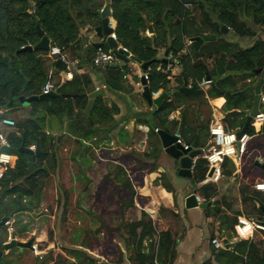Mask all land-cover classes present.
<instances>
[{"label":"trees","instance_id":"1","mask_svg":"<svg viewBox=\"0 0 264 264\" xmlns=\"http://www.w3.org/2000/svg\"><path fill=\"white\" fill-rule=\"evenodd\" d=\"M107 0H0V111L5 117L20 113L15 119V126L4 135L11 148L18 149L23 143L25 148L36 144L44 156H34L27 152L15 155L0 180V191L6 189L0 198V219L7 217L17 207L25 208L14 216L30 215L42 202V194L50 177L59 170L58 146L71 142L90 157V145H97L108 139L116 127L115 116L118 108L108 106L102 93H94L89 74H77L86 68L96 75L105 89L117 93L123 89V76L126 65L109 66L104 69L92 64L96 48L89 44L83 48L81 35L92 32L101 24L100 11ZM111 16L115 22L114 37L119 46L129 52L141 63L151 62L148 67L147 87L150 93L167 87L168 98L160 109L153 108L144 114L135 115L141 125L148 128L147 143L150 149L143 154L152 164L143 162L131 171L152 173L157 169L161 149L154 130L173 135L178 132L180 139L187 145L202 150L209 139L211 109L207 99L223 97L225 104L223 123L229 132L240 130L244 126V110L252 106L249 92H239L237 80L245 79L264 68V40L256 41L251 47L229 52L232 44L222 40L221 26L238 37H253L254 31L246 20L258 28L264 27V0H193L186 6L180 0H108ZM36 26L43 33L50 47H57L61 52H68L77 60L76 69H68L61 61L52 63L48 51H23L26 46L34 47L41 38ZM152 34L147 35L148 28ZM201 35L215 36L214 41L192 40ZM191 40L189 46L186 41ZM107 51L103 42L100 47ZM166 49L170 60L179 67V73L173 76L174 86L170 89L172 78L170 69L161 62ZM62 72L66 80L56 81L57 96L47 100L33 99L28 108L23 109L20 98L38 97L48 81V71ZM186 78L199 90V83L206 78L210 84L204 92L184 95L178 91L182 79ZM264 93V86L262 88ZM91 94V95H90ZM68 95L69 97H64ZM179 110L176 119H170ZM264 112V108L262 109ZM54 123V124H52ZM244 133L251 137L264 135V121L258 134L253 127L247 126ZM257 142L256 138L253 143ZM84 143H88L85 146ZM253 145L241 158L243 174L247 181L240 189L243 210L225 217L224 224L233 232L238 216H245L255 222L264 223V192L253 189L256 182L264 179V169L255 165ZM258 149H262L259 145ZM82 152L71 154L81 157ZM85 157V156H84ZM83 158L88 161L89 158ZM81 159L78 163L81 164ZM117 161H124L119 157ZM139 160H137L138 162ZM81 167H87L80 165ZM207 162L197 158L193 169L191 183L204 202H211L217 197V188L213 183H203L207 175ZM233 164L225 160L221 174L229 176ZM165 178V177H164ZM143 176H137L139 186ZM163 179V177H162ZM160 180L163 188L173 193L167 183ZM102 187L111 185L117 195V204L121 209L133 208L136 192L121 165L113 166L106 174ZM155 185H159L156 181ZM216 201L204 209L214 214L221 211L214 208ZM27 212L28 214H24ZM13 222L15 237L31 232L27 223ZM120 239L127 260L130 264H174L176 246L181 237H176L169 230L158 232L150 216L140 212L137 219L124 222L121 226ZM3 228L4 230H1ZM264 235V234H263ZM5 226H0V264H8L10 253L4 255L3 244L6 242ZM89 249L86 241L80 245ZM83 249H65L66 256H58L65 264H96V259ZM120 247L116 250V262L122 261ZM217 264H264V237L255 240L237 242L230 250H215ZM105 264V263H101ZM204 264H213L206 261ZM215 264V263H214Z\"/></svg>","mask_w":264,"mask_h":264},{"label":"rangeland","instance_id":"2","mask_svg":"<svg viewBox=\"0 0 264 264\" xmlns=\"http://www.w3.org/2000/svg\"><path fill=\"white\" fill-rule=\"evenodd\" d=\"M87 34L90 35L91 32ZM147 35L150 34L147 33ZM95 37L99 40L97 36ZM135 141L137 144L135 143L134 146L123 150L118 148L115 150H102L99 153L101 160L96 158V162L89 167L58 164L59 170L50 177L43 190L42 205L30 215L13 216L11 218L14 219L13 222H17V225L19 223L18 220L21 222L19 225H22V222L27 223L31 230V232L22 235L20 238L16 236V240L23 239V242H26L33 238V243L36 244L37 250L41 252L42 257L35 256L28 249L20 251L15 247L14 249L12 248L8 264H65L58 256L73 262L69 256H66L64 250L69 248L83 249L80 247L83 241H86L87 245H89V249L83 250L96 259V264H111L113 260L118 259L116 257L117 248H123L120 239L122 224L138 218L141 210L150 216L158 231L161 230L160 222H162L164 228H167L176 237H181L182 230L179 229L177 233L173 231V227L176 226L178 228L177 225L179 226L180 223L178 213L175 214L177 212L175 199H178V194L173 192V205H170L169 209L165 208V200L161 195L159 196L158 193H155V180L152 181L154 174L162 178L163 174L160 169H163L167 173V178L163 177L162 182L167 183L169 181L171 183V176L175 175L176 164L174 161H170L167 155L161 153L156 161L157 169L152 172L154 174L148 173L147 170L132 172L131 170L138 164L143 162L152 164L153 162V160L143 158V154L148 151L147 147L149 146H147V142L145 143L144 136H137ZM121 155H124L125 161H127L124 168L138 197L137 199L136 197L134 198L133 208L121 209L120 204L116 203L117 195L112 186L102 187L106 174L113 168L110 160L116 159ZM93 157H95L94 153ZM137 160L139 161L137 162ZM140 175L143 176L141 186H139L137 181V176ZM147 175L150 176L147 177L149 180L146 184L144 178ZM174 179L177 192L187 195L195 190L194 185L187 178L176 176ZM160 185L161 183L159 182ZM220 185H216L218 187L216 202L219 207L221 206V208L225 209L227 202L232 203L233 207H235L236 199L234 196H230L229 188ZM198 211L193 209L186 212L182 208L180 214L181 216L186 214L191 218L194 214H198ZM209 215L212 216L209 224H216L217 218L212 210H210ZM199 221L202 223L203 219ZM182 222L185 225L188 223L184 217ZM13 228L15 229L14 225ZM1 230L4 229L1 228ZM213 237L216 236L211 233L208 236V241L213 239ZM221 237L231 240L232 235L227 230H224L221 233ZM10 251H4V255L9 254Z\"/></svg>","mask_w":264,"mask_h":264},{"label":"crops","instance_id":"3","mask_svg":"<svg viewBox=\"0 0 264 264\" xmlns=\"http://www.w3.org/2000/svg\"><path fill=\"white\" fill-rule=\"evenodd\" d=\"M189 5H186V6H189ZM246 22H247L248 26H250L255 33V35L253 37H238L235 34L231 33L229 31V29H228L227 33H223L222 40L232 44V47L229 49V52L233 53L234 51L236 52L238 49L249 48L256 41L264 40V27L258 28V27L253 26L250 23V21L246 20ZM91 33H94V35L97 36L95 34L94 30ZM88 36H89V34L81 35L82 42H83V48L87 47L89 44L95 45V44H99V43L104 42V39L98 38L99 40H97L95 36L91 40H89ZM115 41H116V39H115ZM189 42L191 43V40L186 41L187 46L190 45ZM117 45H118V43H117ZM118 47H121V46L118 45ZM108 51L112 52V50L109 48L105 52H108ZM62 54L73 64V67H71V68L67 67V68L72 69V70L76 69L77 60H73L70 57L68 52H62ZM47 58L52 63L59 61V60H57L56 57H49L48 54H47ZM123 65H126V70L124 71V76H123V89L121 91H118L117 93H112V92L107 91L105 89V87L101 84L100 79L96 75L90 74L86 68L79 69L77 71V74H89L91 81H92V84H93V88H94L93 91L91 92V94L102 93L103 99L105 100V103L108 106L114 105L118 108L119 113H118V115H116L114 117L116 122H117V127L110 134H108V139H105L102 143H99L97 145H90L91 146L90 157L86 156L82 149H80L78 146L74 145L71 142H66V143L60 144L58 146V149H57V154H58V158H59L58 164H60V165L68 164L70 166L83 165V166L89 167V166H92L96 162V158L100 159L99 153L102 152V150H106V149L115 150L117 148L120 150H123L126 148H130L131 146H134V144L136 143L135 138H137V136L138 137L144 136L145 143L147 142L148 128L146 126L141 125L138 121H136L137 119L135 118V115L137 116L138 114L147 113L155 107L149 106L148 103L146 102V100L141 95L142 87L140 85V74L142 73V71L140 70L139 65L136 64L135 62H131V61L128 63H121L117 60L115 62L114 66L122 67ZM98 68H100V67H98ZM167 68L170 69V72L172 75V78L170 79V84H169V88L171 89L175 85L173 82V76L177 75L180 70H179V67H177L175 65H172V66L168 65ZM101 69H104V68H101ZM260 72H261V70L256 71L252 75H247L245 79L236 81V86L238 88H240L239 92H242V93L249 92L250 93V95L252 96V104H253V96H254L253 88L260 78ZM65 80H66V78H65L64 73L56 72L53 69H50L48 71V81L47 82H51L54 85V87H55L56 81H60L61 83H63ZM206 80H209V79L206 78ZM206 80H203L201 83H199V88H200L199 91L202 90L205 92L208 89V86L210 83L203 85V82ZM188 83H189V85H191L190 82H188ZM263 86H264V84H263ZM263 86L260 89V95H264V93L262 92ZM247 87L251 88V90L250 91H243ZM55 92H56V88H55ZM162 92H163L162 90H159L156 93H151V98H155L156 96H158ZM29 102L22 103V101L20 100V104H21L23 109L28 108ZM207 102H208V105L211 109V120H210L209 126L213 122H220L225 128V124L223 123V118L225 116V113L222 110L223 106L225 104V99L223 97H217L214 99H207ZM251 108H252V106H251ZM260 108L263 109L264 107H260ZM178 115H179V110L172 113L170 116V119H176L178 117ZM19 117H20V113H17V114H14L8 118L15 120V119H18ZM245 120H246V117H245ZM52 124H54V123H52ZM249 126H250V123H249ZM261 126H262V124H259V125L255 124L254 125L253 129H254L255 134H258V132L261 129ZM10 130H11V128L3 127L2 128V134L6 135ZM240 130H238V131H240ZM238 131L236 130V132H238ZM233 132H235V131H233ZM255 138H256L258 143H256V142L253 143V140H255ZM182 143L185 144L183 141H182ZM84 144H85V146L88 145V143H84ZM146 144L148 146V143H146ZM159 145H160V143H159ZM206 145H207V142H206ZM248 145L249 146L253 145V147H254L253 152L256 153V155L254 156V160L257 157L264 158V135L260 134V135H256L255 137H251V139L248 142ZM259 145L262 146L261 150L258 149ZM109 147H111V148H109ZM147 149L149 150L150 147L148 146ZM160 149H161V153H164L161 147H160ZM73 152H75L77 154H78V152H82L81 157H79L78 155H75L73 158H71V154ZM93 153H94L95 157H93ZM121 156L124 159L123 162L117 161V159L119 157H117L116 159L110 160V162L113 164V166L121 165L124 168V165H125V163H127V161H125L124 155H121ZM86 157L89 158L88 161L83 160V158H86ZM78 159H81L80 160L81 164L78 163ZM170 161H174V160L170 158ZM174 163L176 164L175 175L171 176L172 177L171 183L168 181L167 184H168V186L171 187L173 192H176V194H178V199L177 200L175 199L176 205H177V207H176L177 212H175V214L178 213L180 223H179V226L177 225L178 228H176V226L173 227V231L175 233H177V231L179 229L183 231L181 238L177 242L176 259L174 261V264H204L206 261H211L213 264L214 263L217 264L215 262V257H214L215 250L210 245V241H208V236L211 235V233H214V235L216 237H213V238L220 239L224 246H226L229 243L234 242L233 241V232L230 231L228 226L224 224V220L222 219V217L225 216V217L231 218V217H233L234 213L243 210V206H242L241 200H240L239 189L247 181L246 172H245V174H243L244 172L242 171V165L240 163V165H238V166H233L234 170L231 173V175L223 176L221 174V177L219 178V180L217 182H211V181L205 180L203 183H200L198 185V186H201V185L206 184V183H213L215 185L221 184L220 186H227L229 188L230 196L232 195L236 199V206L235 207H233V204L232 203L230 204L229 202H227V204H225V207H226L225 209L221 208V206L219 207V204L214 205V208H218L221 212L217 215L214 214L215 217L217 218L216 222H215L216 224L210 225L209 223L212 220V216L209 215L210 211L208 213H205L204 210H201L198 208L187 209L185 207V199L194 192H195V196L200 199L201 203L204 201L202 200L200 195L196 192V190H194L191 194H187V195H185V194L183 195L182 192L179 193L176 191V186H175L176 181L174 178L176 176L177 177H179V176L177 175L178 163L176 161H174ZM256 164L257 163H255V165ZM257 167H259V166H257ZM160 170H161L160 172L163 174L162 177L167 178V173L163 169H160ZM152 174H154V173H152ZM149 176L150 175H147L145 177L146 179L144 178V181H146V184H147V181L149 180V178H147V177H149ZM153 177L154 178L152 181L155 180V182L156 181L160 182V180L162 179L161 177H159L156 174H154ZM188 180H190V179H188ZM261 181H264V179H262ZM155 188H156L155 193H158L159 196L161 195V197H163V199L165 200L164 207L169 209L170 205L171 206L173 205L172 196L174 193L167 192L163 188L162 185H160V186L156 185ZM216 188L218 189V187H216ZM261 193H263V192H261ZM150 195H151V193H150ZM42 196H43V194H42ZM216 198L213 199L211 202H209L208 206L212 205V203L217 201ZM42 202H43V199H42ZM42 202H41V205H42ZM182 208L185 209L186 212H188L189 210H193V209H197V211L198 210L199 211H198V214H194L193 217L190 218L186 214H183V216H181L180 210ZM141 211H143V210H141ZM24 214H28V213L25 212ZM211 215H212V213H211ZM139 216H140V214H139ZM139 216H138V218H139ZM183 217L185 219H187V221H188V223L186 225L182 222ZM238 217H245V216H238ZM202 219H203V222L201 223L199 220H202ZM10 220H11L12 226H13V220L14 219H10ZM160 225H161L160 231H158V229L156 228L158 232L167 230V228H164V225L162 224V222H160ZM224 230H227V232L231 233V235H232L231 240H227V239H224L221 237V233L224 232ZM256 234H255V239H259V238L263 237L262 233H256ZM255 239L253 238L252 240H255ZM19 241L23 242V239H19ZM230 249L231 248H226V249H223V251L224 250H230ZM121 252L123 253L122 261L116 262V260H113L111 262V264H130L129 261L127 260V254L123 248H121Z\"/></svg>","mask_w":264,"mask_h":264},{"label":"water","instance_id":"4","mask_svg":"<svg viewBox=\"0 0 264 264\" xmlns=\"http://www.w3.org/2000/svg\"><path fill=\"white\" fill-rule=\"evenodd\" d=\"M180 1L184 5H189L193 2V0H180ZM99 16H100L101 24L94 28V32L98 38L104 39V43L106 44V46L109 49L112 50V53L115 56V58L121 63H128L130 61L135 62L136 64L139 65L140 70L142 72L148 71V67H149L151 62L141 63L139 60H137L132 55H130L129 52H127L126 50H124L121 47H118L117 42L112 37L113 29L108 27V17L111 16L110 3L108 2V0L106 1L104 6L102 7ZM36 30H37L38 36L41 38L40 42L37 45H35L34 47L26 46V47L22 48L23 51H25V50H28V51L46 50V51H48V49H49L48 40L45 37H43V33L40 31L38 26H36ZM220 30L222 33H227L228 28L225 26H221ZM147 33L152 34V28L151 27L148 28ZM198 39H203L205 41H214L216 39V37L213 35L212 36L201 35L199 37L193 38L192 40H198ZM102 44L103 43L95 44V48L101 47ZM169 56H170L169 55V49H166L164 54H163V57L161 59V62L166 66H168V65L172 66L175 64L173 61H171L169 59ZM263 84H264V68L261 70L260 78L253 88L254 96H253L252 108L250 110H245L242 112L245 115L246 120H245L243 128L240 131L235 133L236 137H239L241 134L244 133V131L247 128V126L249 125L252 117L257 115L258 104H259V99H260V89L263 86ZM140 85L142 87L141 95L146 100L148 105L154 106L157 110L160 109L163 101L168 98L167 87L165 88V91H163L161 94H159L155 98H151V93L148 91L147 82H145L142 78H140ZM250 90H251V88L247 87L243 91H250ZM178 91L184 95H190V94H194V93L199 92V90L196 88L195 85H189L186 78L182 79V85L179 87ZM55 96H57V94L55 91H53V92L41 94L38 97H33V98H29V99L20 98V100L22 101V103H26V102H29L33 99L47 100V99L55 97ZM63 96L69 97L68 95H63ZM177 134H178L177 131L173 135L167 134L163 131H157V136L159 139L160 147L162 148L163 152L168 157H170L171 159H173L174 161H176L178 163L177 175L179 177L191 179V177H192V174H191L192 173V171H191L192 160L200 155V150L195 149L193 143L187 149H184L181 145L176 143V140H177L176 135ZM0 152H5V153H8L10 155H16L19 153L27 152V153L32 154L34 156H44V154L40 152L37 144L34 146L33 150L30 148L29 149L25 148L23 143L21 144V146L18 149L0 146ZM256 165L264 169V162L261 165H259V164H256ZM211 172H212V169H210L209 172L207 173V175H206L207 178L210 177ZM5 191H6V189L0 191V198L3 196ZM257 204H258V206H261L264 209V205H261L260 203H257ZM208 205H209V202L197 203L195 192L192 193L190 196H188L185 199V207L187 209L198 208V209L204 210L205 208L208 207ZM22 211H25V208L17 207L7 217H2L0 219V226H3L6 221L10 220L15 214L22 212ZM10 238H11V240L9 242L3 244L4 251H10L14 247L18 248L20 251L23 249L30 250L31 245L34 242L33 238H30L26 242L17 241L14 233L10 235ZM241 241H244V239L238 238L233 243L227 244L225 246V248H232L237 242H241ZM0 256H1V253H0Z\"/></svg>","mask_w":264,"mask_h":264},{"label":"built area","instance_id":"5","mask_svg":"<svg viewBox=\"0 0 264 264\" xmlns=\"http://www.w3.org/2000/svg\"><path fill=\"white\" fill-rule=\"evenodd\" d=\"M108 27L113 29L112 37H114V28L115 22L112 16L108 17ZM94 33H91L88 36V39L91 40L94 37ZM190 43V42H189ZM49 57H56L57 60L61 61L68 68L73 67V64L62 54L61 50L57 47H49L48 49ZM117 59L111 51L105 52L101 48H97L95 56L92 60V64L95 67L105 68L109 66H114ZM145 82L148 80V73L142 72L140 74ZM210 81L206 80L203 82V85L209 84ZM55 91V87L51 82H46L42 88L41 94H46L49 92ZM260 107H264V95H260L258 112L257 115L252 117L250 121V126L254 128L255 124H262L264 121V112ZM15 126L13 119L5 117L0 112V146L10 147L6 141L5 136L2 134V128L8 127L12 128ZM157 133V129L154 130ZM209 139L205 148L200 150V155L192 160L191 171L193 169L194 163L197 158H203L207 162L208 170L212 169L211 175L209 178L206 177L205 180L211 182H217L221 177V166L225 160H229L233 166H238L241 163V158L247 150V145L251 136L246 133L241 134L239 137H236L235 132L227 131L220 122H213L209 126ZM176 143L181 145L184 149H187L189 146L182 143L179 134L176 135ZM30 149H34V146H31ZM15 160V155H10L5 152H0V180L2 179L6 169L11 166ZM255 163L261 165L264 162V158L257 157L255 158ZM253 189L258 192H264V181L256 182L253 185ZM196 202L200 203V199L196 197ZM7 232L6 242L11 240L10 235L14 233V228L12 226L11 220H8L4 223ZM256 233L264 234V223H258L254 220L237 217L236 223L233 226V240L238 238L244 240H252L255 237ZM210 245L214 250H223L226 249L223 243L218 238H213L210 240ZM30 251L39 258L42 257L41 252L37 250L36 244L32 243Z\"/></svg>","mask_w":264,"mask_h":264}]
</instances>
